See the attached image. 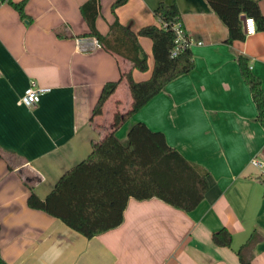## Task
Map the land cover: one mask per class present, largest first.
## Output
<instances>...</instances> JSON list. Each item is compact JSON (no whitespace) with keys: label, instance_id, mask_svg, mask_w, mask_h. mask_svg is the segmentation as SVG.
Instances as JSON below:
<instances>
[{"label":"crops","instance_id":"1","mask_svg":"<svg viewBox=\"0 0 264 264\" xmlns=\"http://www.w3.org/2000/svg\"><path fill=\"white\" fill-rule=\"evenodd\" d=\"M84 1L26 0L21 18L0 0V147L8 152L0 157V257L6 264H242L236 251L246 243L250 264H264V179L249 162L264 152V128L236 59L247 56L264 88V30L227 42L206 0H126L113 9L114 0H99L96 29L106 34L117 19L136 33L147 62L139 70L86 34ZM160 1L176 3L193 67L132 112L121 72L135 81L151 75L152 40L138 31L158 23ZM257 2L264 14V0ZM30 80L49 90L25 106L17 100ZM137 121L204 167L208 189L190 211L129 197L120 224L89 236L51 191L109 133L125 142ZM25 182L53 214L27 205ZM221 227L230 246L212 240Z\"/></svg>","mask_w":264,"mask_h":264},{"label":"trees","instance_id":"2","mask_svg":"<svg viewBox=\"0 0 264 264\" xmlns=\"http://www.w3.org/2000/svg\"><path fill=\"white\" fill-rule=\"evenodd\" d=\"M6 1L21 18L28 17L24 11L26 0ZM125 1L114 0L112 9ZM206 1L227 27V42L244 39L241 15L252 16L256 29L264 30V14L257 0ZM99 8V0H85L80 4V13L88 26L86 34L94 36L106 51L124 57L139 70H145L146 55L137 41V34L117 19L110 24L106 34H101L95 27ZM154 14L158 23L145 25L138 31V34L147 35L152 40L154 64L151 75L145 80L135 81L130 70L121 72L128 84L132 112L144 105L167 81L193 67L189 46L171 55L175 46L173 24L181 21L176 3L160 1L154 8ZM184 33L187 35L185 30ZM236 59L256 107V120L264 128L261 79L250 69L247 56L240 53ZM7 155L8 152L0 147V157ZM8 166L12 168L10 164ZM25 184L30 189L27 205L53 214L47 202L33 191L31 184ZM207 189L204 167L186 159L169 145L162 131L151 130L144 122L137 121L128 129L125 142L109 133L56 183L51 193L88 229L91 236L121 223L129 197L138 200L157 197L175 208L190 211L203 199ZM212 240L217 245L230 246L231 233L226 227H221L212 233ZM245 245H241L236 253L242 264H250L249 258L244 256ZM0 264H6L1 257Z\"/></svg>","mask_w":264,"mask_h":264},{"label":"built area","instance_id":"3","mask_svg":"<svg viewBox=\"0 0 264 264\" xmlns=\"http://www.w3.org/2000/svg\"><path fill=\"white\" fill-rule=\"evenodd\" d=\"M159 22L162 24V21L159 20ZM243 23L245 35L255 33L256 23L252 16H245ZM173 29L175 33V46L171 49V55L176 54V52L182 47H190L192 43L188 35H185L181 21H176L173 24ZM48 90L49 87L40 85L34 80H30L28 85L23 89L21 95L18 97L17 102L25 106H32L40 99V96ZM249 162L259 170L261 177L264 179V152L258 151L250 158Z\"/></svg>","mask_w":264,"mask_h":264},{"label":"water","instance_id":"4","mask_svg":"<svg viewBox=\"0 0 264 264\" xmlns=\"http://www.w3.org/2000/svg\"><path fill=\"white\" fill-rule=\"evenodd\" d=\"M241 20H242V21L244 20V15H241Z\"/></svg>","mask_w":264,"mask_h":264},{"label":"rangeland","instance_id":"5","mask_svg":"<svg viewBox=\"0 0 264 264\" xmlns=\"http://www.w3.org/2000/svg\"><path fill=\"white\" fill-rule=\"evenodd\" d=\"M256 168V167H255ZM256 170L258 171V169L256 168Z\"/></svg>","mask_w":264,"mask_h":264}]
</instances>
